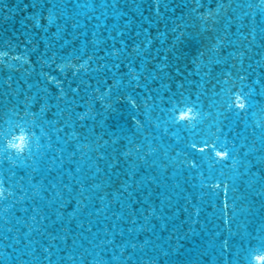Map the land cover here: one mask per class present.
I'll return each mask as SVG.
<instances>
[{"label":"water","instance_id":"water-1","mask_svg":"<svg viewBox=\"0 0 264 264\" xmlns=\"http://www.w3.org/2000/svg\"><path fill=\"white\" fill-rule=\"evenodd\" d=\"M0 51V148L18 125L37 133L15 165L0 156L13 190L0 264H252L264 251L259 0H0ZM185 105L201 111L194 129L177 123ZM212 142L231 159L192 147Z\"/></svg>","mask_w":264,"mask_h":264},{"label":"clouds","instance_id":"clouds-1","mask_svg":"<svg viewBox=\"0 0 264 264\" xmlns=\"http://www.w3.org/2000/svg\"><path fill=\"white\" fill-rule=\"evenodd\" d=\"M259 2L264 5V0H259ZM201 15L207 20L213 18L214 14L211 11H207ZM9 55L10 54L6 51H0V65L5 63V58L9 57ZM15 58L18 59V57ZM81 67H83V65H81ZM227 79H231V77H227ZM230 96L232 98L230 107H235L241 112L247 110V94H245L242 89L235 88V91L230 90ZM85 115H82L80 119H85ZM176 116L178 124L187 125L190 129L196 128L199 121L202 119L201 111L194 105L182 106V110L178 109L176 111ZM136 123L139 124L140 122L137 120ZM2 135L3 133L0 131V137H2ZM36 135L37 133L35 130L29 129L23 125H18L17 130L9 138L5 139L4 147L0 148V156L4 155L6 149L9 154V160L15 165L16 160L14 157H24L32 151L33 141ZM192 147L199 151H208L211 149L217 162H224L231 159V150L227 145H218L216 142H212L211 144L206 143L203 146L193 144ZM232 167H237L236 160H232ZM216 186L219 187L218 184H216ZM225 187H227V185H225ZM12 196V188L9 187L5 181L0 180V202ZM252 264H264V251H258L253 255Z\"/></svg>","mask_w":264,"mask_h":264}]
</instances>
